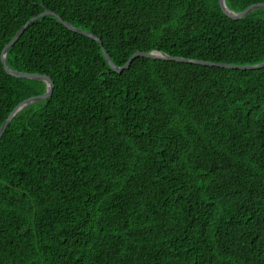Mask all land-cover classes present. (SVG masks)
I'll use <instances>...</instances> for the list:
<instances>
[{
	"label": "trees",
	"instance_id": "trees-1",
	"mask_svg": "<svg viewBox=\"0 0 264 264\" xmlns=\"http://www.w3.org/2000/svg\"><path fill=\"white\" fill-rule=\"evenodd\" d=\"M243 13L264 0H225ZM0 264H264V9L0 0Z\"/></svg>",
	"mask_w": 264,
	"mask_h": 264
},
{
	"label": "water",
	"instance_id": "water-1",
	"mask_svg": "<svg viewBox=\"0 0 264 264\" xmlns=\"http://www.w3.org/2000/svg\"><path fill=\"white\" fill-rule=\"evenodd\" d=\"M220 5L221 8L224 12V14L226 16H228L229 18L238 21V20H243L245 19L251 12L258 10V9H264V4H260V5H254L251 6L250 8H248L245 12L243 13H234L232 11H230L228 9V7L226 6V2L225 0H220ZM45 17H53L56 18L57 20H59L67 29H69L72 32L75 33H80L84 36H87L95 41H97L102 47V41L100 39H98L96 36L90 34V33H86L84 31L78 30L75 27L71 26L69 23H66L63 21V19L56 15L55 13L46 11L45 13L39 15L38 17L33 18L31 21H29L19 32L18 34L15 36V38L11 41L10 44L7 45V47L4 50L3 53V58H2V62L4 65L5 70L7 71V73H9L10 75L20 78V79H25V80H34V81H40V82H44L47 86V92L45 95L40 96V97H35V98H31L27 101H25L24 103H22L21 105H19L14 112L11 114V116L9 117V119L4 123L3 127L0 130V140L2 139L3 135L5 134L10 122L12 121V119L19 113L21 112L24 108L33 105L39 101H44V100H48L54 91V83L53 81L47 77V76H41L38 74H26V73H18V72H13L9 69L8 64H7V53L8 51L20 40V38L22 37V35L25 33V31L36 21L45 18ZM102 52L104 55V58L107 60V62L110 64V66L112 67V69L117 72V73H122L124 70H127L130 68V66L132 65V63L137 59V58H148V59H155V60H163V61H171V62H179V63H190V64H195V65H202V66H208V67H219V68H224V69H233V70H259V69H264V63L258 66H235V65H225V64H215V63H210V62H205V61H198V60H188V59H183V58H175V57H169V56H164L160 53L157 52H153V53H137L134 56H132V58L130 59L129 63L123 67V68H118L117 66H115V64L113 63L112 59L110 58V56L108 55L107 51L102 48Z\"/></svg>",
	"mask_w": 264,
	"mask_h": 264
}]
</instances>
